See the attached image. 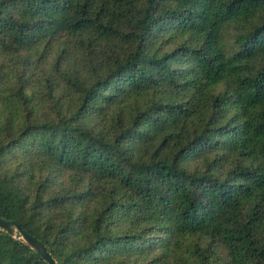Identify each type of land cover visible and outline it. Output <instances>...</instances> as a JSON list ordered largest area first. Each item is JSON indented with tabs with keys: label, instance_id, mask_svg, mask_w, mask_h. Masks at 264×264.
Returning <instances> with one entry per match:
<instances>
[{
	"label": "trees",
	"instance_id": "16d2710c",
	"mask_svg": "<svg viewBox=\"0 0 264 264\" xmlns=\"http://www.w3.org/2000/svg\"><path fill=\"white\" fill-rule=\"evenodd\" d=\"M0 218L58 264H264V0H0Z\"/></svg>",
	"mask_w": 264,
	"mask_h": 264
},
{
	"label": "water",
	"instance_id": "95a60500",
	"mask_svg": "<svg viewBox=\"0 0 264 264\" xmlns=\"http://www.w3.org/2000/svg\"><path fill=\"white\" fill-rule=\"evenodd\" d=\"M0 229L6 231L10 236L13 237H16L19 234L20 239L23 240V242L34 252L42 256L48 264H58L41 241L30 235L28 232L24 231L20 226H16L14 222H7L0 218Z\"/></svg>",
	"mask_w": 264,
	"mask_h": 264
}]
</instances>
